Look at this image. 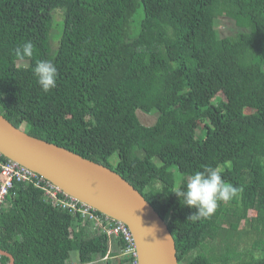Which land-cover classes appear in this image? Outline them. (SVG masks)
Returning <instances> with one entry per match:
<instances>
[{
    "label": "trees",
    "instance_id": "trees-1",
    "mask_svg": "<svg viewBox=\"0 0 264 264\" xmlns=\"http://www.w3.org/2000/svg\"><path fill=\"white\" fill-rule=\"evenodd\" d=\"M221 17L235 35L217 32ZM26 41L34 55L19 60ZM37 60L58 69L47 93ZM0 114L122 176L166 221L179 264H264V0H0ZM205 166L242 191L193 219L173 191ZM7 202L14 264H68L73 250L77 264H133L88 221L70 235L79 217L30 183Z\"/></svg>",
    "mask_w": 264,
    "mask_h": 264
},
{
    "label": "water",
    "instance_id": "water-1",
    "mask_svg": "<svg viewBox=\"0 0 264 264\" xmlns=\"http://www.w3.org/2000/svg\"><path fill=\"white\" fill-rule=\"evenodd\" d=\"M0 153L36 172L67 195L126 224L134 238L137 264H179L166 221L114 170L33 137L1 114ZM0 256L7 257L8 264H14L11 254L0 249ZM117 264H121L120 260Z\"/></svg>",
    "mask_w": 264,
    "mask_h": 264
},
{
    "label": "built area",
    "instance_id": "built-area-1",
    "mask_svg": "<svg viewBox=\"0 0 264 264\" xmlns=\"http://www.w3.org/2000/svg\"><path fill=\"white\" fill-rule=\"evenodd\" d=\"M16 182L32 184L43 192L48 203L67 211L71 215L83 217L92 224L96 231L108 237L110 246L113 238H121L125 244L123 253L133 258V264H137L134 238L126 224L119 220H114L76 198L67 195L36 172L5 158L0 153V210L5 206L10 189ZM108 254L109 252L104 259L108 257ZM0 264L6 263H3L0 258Z\"/></svg>",
    "mask_w": 264,
    "mask_h": 264
},
{
    "label": "clouds",
    "instance_id": "clouds-1",
    "mask_svg": "<svg viewBox=\"0 0 264 264\" xmlns=\"http://www.w3.org/2000/svg\"><path fill=\"white\" fill-rule=\"evenodd\" d=\"M34 49L35 45L26 41L13 51L19 60H24L33 57ZM34 75L43 92L47 93L56 87L58 69L52 61L37 60ZM240 191L242 189L222 178L220 169L205 166L203 170L190 174L186 183L177 187L173 193L179 200L183 199V205L196 209L191 218L200 219L212 216L221 202L231 201Z\"/></svg>",
    "mask_w": 264,
    "mask_h": 264
},
{
    "label": "rangeland",
    "instance_id": "rangeland-1",
    "mask_svg": "<svg viewBox=\"0 0 264 264\" xmlns=\"http://www.w3.org/2000/svg\"><path fill=\"white\" fill-rule=\"evenodd\" d=\"M56 20H59V18H57ZM216 29L217 32L222 35V36H233L236 34L237 32V28L234 25V22L231 19L225 18V17H221L219 19L216 20ZM53 27L55 29L59 30V33L62 30V25H61V21L60 22H55L53 24ZM140 119L143 120L144 123H151V118L149 116H147L146 114H140ZM23 129H26L27 127H25L24 125L22 126ZM109 161L112 165H115L117 163V155L113 154L110 158ZM174 170V168H172ZM111 251L114 252L115 250H117L116 246L114 245V243L111 242ZM116 252V251H115ZM107 255V254H106ZM105 255V256H106ZM70 260L73 262L78 261V253L76 251H72L70 254ZM97 261H105L103 259H96ZM96 260L89 263V264H102L100 262L96 263ZM113 264V263H112Z\"/></svg>",
    "mask_w": 264,
    "mask_h": 264
},
{
    "label": "crops",
    "instance_id": "crops-1",
    "mask_svg": "<svg viewBox=\"0 0 264 264\" xmlns=\"http://www.w3.org/2000/svg\"><path fill=\"white\" fill-rule=\"evenodd\" d=\"M40 190V189H39ZM42 194H43V192H42ZM8 197V196H7ZM43 198L45 199V201L47 202V199L44 197V195H43ZM7 199H6V203H5V206L4 207H6L7 206ZM48 203V202H47ZM50 204V203H49ZM77 217H79L78 219H80L81 221L79 222V224H77V225H75L74 226V228L72 227V228H70V235H72L73 234V231H79L80 230V226H83L85 223L84 222H86V220L83 218V217H81V216H79V215H77L76 216V218ZM93 228V227H92ZM96 231V230H95ZM97 233H99L98 231H96ZM1 249V248H0ZM2 250V249H1ZM73 251H76L77 253H78V251L77 250H73ZM6 252V251H5ZM8 253V252H7ZM1 257H5V256H0V258ZM13 257V256H12ZM7 258V257H6ZM8 259V258H7ZM71 259V258H70ZM103 260H105L104 258H103ZM8 261L9 260H7L5 263L6 264H8ZM79 262V253H78V261H76V262H73V261H71V260H69V263L68 264H77ZM98 262H100V263H102V264H106V262L105 261H97L96 260V263H98Z\"/></svg>",
    "mask_w": 264,
    "mask_h": 264
}]
</instances>
